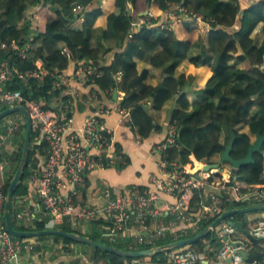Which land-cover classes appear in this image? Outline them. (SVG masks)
Segmentation results:
<instances>
[{
	"label": "trees",
	"instance_id": "16d2710c",
	"mask_svg": "<svg viewBox=\"0 0 264 264\" xmlns=\"http://www.w3.org/2000/svg\"><path fill=\"white\" fill-rule=\"evenodd\" d=\"M107 1L0 0V44L4 40L7 44L5 47L0 45V64H7L12 69L21 70H32L43 66L47 70L41 77H29L25 80L14 77L8 83V87L20 89L26 97L40 101L46 109L65 107L71 95L64 85L57 87L56 81L59 80V76L69 73L70 66H73L72 73H74L78 66L90 64L101 75H91L90 78L80 81V84L89 86L94 83L103 91H111L119 86L124 92L120 104L131 110L130 116H123L121 121L130 125L139 139L145 138L151 131L161 127L154 123L151 110L161 109L180 89L177 105L171 109L169 117L170 120L177 122L178 142L181 147H169L167 149L169 156L178 159L183 165L193 164L190 159L191 154L197 160L214 162L213 155L223 152L235 135L231 156L235 159L245 157L252 140L248 132L241 130L243 126L247 125L253 134L257 132L264 134V36L261 44L257 45L253 35V31L260 23L264 32V0H142L145 5L158 4L163 15L173 9L182 19L176 21L173 29H168L156 24L158 17L150 16L138 30L133 31L130 37L128 34L134 30L135 20L142 17L146 19L148 14L130 13L128 1L136 4L137 0H113L118 10L108 15L103 36L105 38L115 36L121 39L123 47L114 52L111 64L100 65L101 50L92 45L91 32L95 21L103 13V7L108 4ZM77 5H81L82 9H75ZM182 6L187 8L186 13L180 10ZM192 14L202 15L204 22L195 23ZM161 18L164 20L166 16ZM178 23L183 24L185 35H177L174 28ZM195 27L199 28L196 40L190 33ZM13 42L17 43V48L12 45ZM30 42L33 46H28L26 55L22 56L19 53L20 48L29 45ZM197 45H202L205 50L202 53L190 54L191 49ZM65 50L70 53L69 56L64 52ZM108 51L109 48L103 49V53ZM238 51L241 53H237ZM147 58H150L151 64L162 67L164 71V76L155 85L147 81L149 70L144 67L139 71L137 67V60ZM185 59L195 65H212V75L207 83L194 90L196 93L201 92L210 97L204 104L193 105L190 102L185 87L187 75L184 72L179 74L176 72V68ZM244 60L248 67H238V61ZM120 71L122 77L117 83L116 75ZM225 89L228 91L226 92ZM216 99L217 102H215ZM146 100L149 101V105ZM254 104L259 106L261 116L258 118L249 116ZM3 108L5 106L1 109ZM209 110L212 113L208 119H205ZM213 112L217 113L213 114ZM21 115L23 123L17 132L21 134L22 143L14 155L17 165L21 160L26 127L25 118L22 113ZM2 120L3 118L0 119ZM224 130L226 138L221 140ZM36 135L37 132L32 130L26 166L13 194L11 216L12 224L17 229L47 228L46 218L35 217L34 224L26 226L14 216L18 208L15 204L16 199L30 191L32 174L35 170L40 173L45 164L46 140L36 138ZM118 147L119 145L116 144V150L121 151ZM263 153L264 142L261 149L254 151L252 162L232 169L230 184L237 185L243 193H248L254 187H263ZM104 154L105 152H101L97 157L101 158ZM121 155L123 156V153ZM42 158L43 164H41ZM223 164L225 163L221 164V168ZM227 164L229 166V162ZM115 165L121 168L124 163ZM105 166L114 165L105 161ZM15 170L16 168L7 176L3 185L5 195ZM215 170L210 173V180L221 179L222 174L218 172V169ZM210 192L209 187L193 188L190 208L193 210V221L200 223L197 230L191 226L193 221L186 222L183 223V226L187 227L184 233L176 236L162 234L156 236L151 244L144 240H135L130 235L124 236L121 241L114 240L122 235L120 234L122 231L111 234L107 227L108 221L97 218L86 220L92 225L93 232L87 233L70 224H64L60 229L86 235L124 250L144 249L177 238L192 236L207 226L217 217V215L208 219L200 217V208L208 201ZM218 195L224 196V193L220 192ZM255 202L257 203L252 199L240 200L231 205L228 203L226 207L245 206ZM260 203H264V200ZM243 215V212H238L230 216L240 218ZM164 217L169 220L170 216L166 214ZM104 222L108 223L106 227ZM49 235L92 246L95 250L93 264H98L100 261L104 264H130L134 258L60 234L43 233L36 237ZM30 237L33 236L20 238L29 239ZM129 242L130 247H128ZM221 244L222 240L217 237L215 231H210L194 241L191 246L218 260ZM167 251L139 257L163 259ZM262 253L263 251L257 255L249 251L247 259L259 258Z\"/></svg>",
	"mask_w": 264,
	"mask_h": 264
},
{
	"label": "built area",
	"instance_id": "2783aa9c",
	"mask_svg": "<svg viewBox=\"0 0 264 264\" xmlns=\"http://www.w3.org/2000/svg\"><path fill=\"white\" fill-rule=\"evenodd\" d=\"M77 10L82 6L77 5ZM181 11L187 12V8L182 6ZM191 14V12H189ZM145 18H137L134 22V30L130 31L128 36H132L133 31L138 30L143 22L150 16L155 17L152 12H147ZM197 22H204V17L200 14H192ZM157 18V17H156ZM178 19L174 13H168L164 20L157 21L163 28L172 29ZM2 47L7 44L1 42ZM18 47L17 43H12ZM29 45L20 48L19 53L26 55V48ZM68 56L69 52L64 51ZM40 68L21 70L12 69L7 64H0V109L16 104H24L28 109L31 120L32 130L37 132L36 138L46 140V159L42 171H34L32 181L35 184L37 194L45 208L52 216L47 221V227H54L57 219L67 217L72 225H76L80 220H90L97 217H103L108 221V228L111 234H116L126 228L131 221H138L144 225L146 220L154 218V229L146 239L151 244L153 238L162 235L168 231L170 222H165L159 218L163 209L162 205L151 206V200L159 198L163 193L173 195L175 201L167 203L165 208L173 215L175 220L182 223L181 229L185 232L187 227L183 223L193 221V210L190 208V199L195 187H209L211 192L208 201L203 203L200 208V217L208 219L222 212V205L227 199L240 201L244 194L239 187L230 184L232 168L228 170L227 176H222L220 180H210V170L200 169L197 173L192 172L189 164H181L178 159L171 158L167 149L171 146L181 147L178 142V126L176 120H170L166 126V134L163 139L158 141L153 152L157 155L156 164L158 173L150 174L152 187L139 189L136 187L127 188L123 194L112 197L108 189L104 195L106 201L100 207L90 206L80 198V187L84 184L86 172L96 166H104L105 161L113 164L116 160L112 151H107L111 147V136L109 132L103 131L104 120L107 115L113 111L130 116L131 110L128 107H122L120 102L113 105L107 103H98L92 111L85 116L82 128L74 126V117L72 112V102L68 101L65 107L58 109H46L41 102L26 97L20 89L8 87V83L18 77L25 80L29 77H41L47 70L43 66ZM99 76L90 64H84L77 67L74 77L82 80L90 78L91 75ZM119 78V77H118ZM69 86L65 75L59 76L56 86ZM23 117L20 112H14V115L4 124V132L0 138V146L4 144L10 135L13 134L22 124ZM1 151V149H0ZM105 152L104 156L98 158V154ZM1 153V152H0ZM1 155V154H0ZM201 162V161H198ZM4 161L0 160V264H6L13 260L19 251L31 246L28 239L12 235L6 228L3 218L4 199L3 176ZM264 177V169L262 172ZM234 187L233 196L225 197L226 190ZM224 193L219 196L218 193ZM255 200L261 202L264 200V186L254 187L248 192ZM23 200L28 199V195L23 196ZM23 201V202H24ZM26 203V202H25ZM16 220L29 219L30 209L27 204H23L15 212ZM195 230L200 223L194 222L191 225ZM215 234L222 240L218 251L217 264H264V251L262 256L251 260H246L241 252V246L234 245L237 228L235 225L222 222L214 228ZM250 234L253 237H264V216L255 220L250 228ZM207 253L197 251L187 244L180 247L169 249L161 262L148 261L149 258L134 257L130 264H201L202 259H207ZM58 264H65L63 262Z\"/></svg>",
	"mask_w": 264,
	"mask_h": 264
},
{
	"label": "crops",
	"instance_id": "0c3cea01",
	"mask_svg": "<svg viewBox=\"0 0 264 264\" xmlns=\"http://www.w3.org/2000/svg\"><path fill=\"white\" fill-rule=\"evenodd\" d=\"M107 3L108 4L103 7V13L95 21L91 32L92 45L94 47H98L101 50V56L99 59L100 65L111 64L114 59V52L120 50L123 47L121 39L115 36H109L106 38L103 36V30L107 27L108 23V15L111 12H116L118 10L115 3H113V0H108ZM128 8L131 14L137 13L143 15L146 14L148 11L152 12V14L155 17H158L159 20L163 19L161 18V16H168V14L163 15V11L160 9L158 4L150 3L145 5L142 0H137L136 4L132 1H128ZM169 13H174L177 19H182V17L178 16L179 13L173 9L169 11ZM195 23L200 24L202 22L195 21ZM261 28L262 23H260L258 27L253 31V35L257 36V40H255V43L257 45L261 44L264 36V32H261ZM174 29L176 30L177 35L186 34L185 28L182 23H178ZM190 33L193 35V39L196 40L199 35V28H192ZM3 42L6 43L5 40ZM107 48H109V51L107 53H103V49ZM204 50L205 49L202 47V45H197L191 49L190 54L202 53ZM237 53H241V51H238ZM137 62V67L139 71L142 70L144 67L149 70V77L147 79L148 83L155 85L164 76V71L162 67L151 64L150 58L144 60H137ZM237 66L241 68L248 67L246 60L238 61ZM211 67L212 65L209 64L195 65L191 63L188 59H185L176 68L177 74L184 72L187 75V81L185 82V85H187L185 87L188 91V98L193 105L204 104L208 99H210L209 96L201 92L196 93L194 92V90L203 87L205 83H207L208 79L212 75ZM72 70L73 66H70V68L68 69L69 73H67L65 76L69 82L67 91L71 95V98H69L68 101H73L72 112L74 117V126L79 129L82 128L84 125L86 114L90 113L95 105L102 102L107 103L109 105H113L116 102H120L121 98L124 95V92L119 86L117 88L112 89L111 91H103L98 87V85L94 83L89 86L82 85L80 84V81H82V79L74 77V73H72ZM121 77L122 72L120 71L116 75L117 83L121 80ZM180 91L181 90L179 89V92ZM225 91L227 92L228 89H225ZM179 92H176L172 96V98L167 100V102L163 105L161 109L151 110L153 114L154 123L157 125H161V127L158 130L151 131L150 134L143 139L137 138L138 136L135 131L131 128V126L121 121V118L124 116V114L113 111L112 113L106 116L103 124V131L106 132L107 130L111 136V147L107 151H112L116 160L113 163L114 166H96L86 172L84 184L80 187V198L83 203L90 206L100 207L106 201V196L104 195L106 189L110 191L112 197H116L117 195L123 194L124 191L129 187L144 189L153 186L150 181V174L158 173V167L156 164L157 155L152 150L154 145L158 141L163 139L166 134V126L170 121L169 112L173 107L177 105V97ZM226 94L229 95V93ZM146 102L149 105V101L146 100ZM215 102H217V99L215 100ZM211 113L212 112L209 110L207 112V115H205L206 117L204 118L208 119V116ZM216 113L217 112H213V114ZM249 116L255 118L261 116L259 106L257 104H254L251 107ZM6 122L7 121H4L0 124V138L2 137V134L4 132V124ZM20 128L21 125L17 130H19ZM17 130L10 135V139H8L4 144L0 146V160L2 159L4 161V171L1 175L3 176L4 184L7 176L10 175V173L15 168H17V162L14 158V155L16 154L15 151L20 147L22 143L21 134L17 132ZM241 130L248 132L251 136V140L254 141V139L256 138V134L251 133L247 125L243 126ZM225 138L226 132L224 130L221 134V140H225ZM116 144L119 145L118 148H120L121 151L116 150ZM122 153L123 156L121 155ZM212 158L214 159V162H217L219 161L220 154H214ZM190 159L193 162V164H189L190 167L192 165L198 164L199 160H197L193 154L190 155ZM43 162L44 159L42 158L41 164H43ZM227 162L228 161L221 162V164L225 163L222 165V168L220 164V168H213L210 171L212 172L213 170L216 171L215 169H218V172L220 171L222 176L226 177L228 170H230V168H234L230 163L229 166H227ZM116 163H124V166L118 168L115 165ZM233 190L234 187H229L226 190L227 192L225 193V197L228 198V196H233ZM25 195H28L27 200H23V195L16 199L15 204L18 206L17 210L23 204H27L30 209V218L25 220H19V222L23 225L29 226L34 224L35 217L39 219L46 218L45 223L47 226V221L51 218L52 215L45 210L37 194L36 187L33 181H31L30 191ZM251 199L253 201L255 200L253 196L247 193L244 194V197L241 199V201H250ZM174 201L175 197L166 193H163L159 198L151 200V206H163V209L159 214V218L165 222L171 221V227L167 232H164V234H169L171 236H176L180 233H184V231L181 229L182 223H180L178 220H175L171 212H169L168 209L165 208V205L167 203L171 204ZM234 202L237 201L233 200L232 198L227 199V201L222 205V212L227 209H230L226 207L228 203L231 205V203ZM258 203L260 202L257 201V203H250L248 205ZM234 207L240 206H232L231 208ZM243 213L244 215L240 218H231V216L229 215L219 223H229L228 220H240L243 222V227L247 229V231H241L237 229V233L235 235L236 240L234 241V245L241 246V251H245V254H242L244 255L245 259L248 260L247 254L249 251H253L257 255H260V252L264 251V237H253L250 234V228L255 222V220L259 217L264 216V209H254ZM166 214H169V220L164 217V215ZM219 214H217V216ZM97 219H103L106 221V219L103 217H97ZM149 220H146L144 222V225H141L138 221H131L127 224L126 228L122 230V232H120V234H122L121 236L119 235L116 238H112H115L114 240L121 241L123 240L122 238L124 236L130 235L135 240L139 239L144 240L146 242L147 237L154 229V218ZM106 222H104V227H106L108 224ZM64 224L72 225V223L69 222L68 218L64 217L63 219H57L54 223V227L60 228ZM75 226L77 228H80L82 231H87V233L93 232L92 225L89 223V221L80 220ZM36 236L38 235H35L28 239L31 243L30 247L21 249L16 255V257L13 260L7 262L6 264H58L61 262L65 264H93L95 250L92 246L86 245L85 243L81 242L66 241L63 238L56 237L53 235L45 237ZM155 237L153 238V241ZM130 246L131 243L129 242L128 247ZM161 260L162 259L160 258H158L157 260L149 258L148 261L161 262ZM217 262V260L208 256L207 259H202L201 264H217ZM98 264L104 263L100 261V263Z\"/></svg>",
	"mask_w": 264,
	"mask_h": 264
},
{
	"label": "water",
	"instance_id": "95a60500",
	"mask_svg": "<svg viewBox=\"0 0 264 264\" xmlns=\"http://www.w3.org/2000/svg\"><path fill=\"white\" fill-rule=\"evenodd\" d=\"M14 111H20L23 114L25 118V124H26L21 160L12 176V179L10 180L8 191L5 197V201H4L3 215H4L5 225H6L7 230L14 236L26 237V236L40 235L43 233H55V234H60V235L70 237L77 241H83V242L101 247L108 251L117 252L122 256L139 257V256L152 255L155 253L167 251L169 249L184 246L187 244H192L194 241H196L200 237H203L208 232L214 231L215 226L229 215H233L238 212H247V211H251L254 209H264V203L230 208L220 213L207 226H205L202 230H200L199 232H197L196 234L192 236L177 238L170 242L159 244V245H153L151 247L144 248V249L124 250L116 246L94 240L86 235H82V234L71 232V231H65L63 229L56 228V227H47L45 229H38V230L17 229L12 224L11 204H12V199H13L15 188L17 184L19 183L23 175L24 168L26 166L28 151H29L30 142H31L32 120H31L29 111L25 107L24 104H16V105L8 106V107L1 109L0 119ZM234 138H235V135H233L230 143L226 146L225 150L220 153L219 161L217 162H198V164L194 168H191L192 172L197 173L200 169L211 170L213 168H217L220 166L221 162L223 161H228L233 167L238 168L242 164H247V163L252 162L254 151L261 149L263 142H264V134L257 132L256 138L254 139V141L250 143L248 147L246 156L239 158V159H235L231 156V148L233 145ZM228 222L230 224L235 225L238 230L247 231V229L243 227V222L240 220H228ZM241 252L245 254L244 250H242Z\"/></svg>",
	"mask_w": 264,
	"mask_h": 264
},
{
	"label": "rangeland",
	"instance_id": "374dc122",
	"mask_svg": "<svg viewBox=\"0 0 264 264\" xmlns=\"http://www.w3.org/2000/svg\"><path fill=\"white\" fill-rule=\"evenodd\" d=\"M141 5H142V3H141ZM26 17H27V15H26ZM261 32H263V29L261 30ZM194 34V33H193ZM34 34H32V36H33ZM255 39L257 40V36H255ZM29 46L31 47V46H33V44L30 42L29 43ZM14 115V113H10V114H8V115H6L5 117H3V120L2 121H0V124L1 123H3L4 121H8V120H10V118L12 117ZM200 161V160H199ZM202 162V161H201ZM196 165H192L190 168H194Z\"/></svg>",
	"mask_w": 264,
	"mask_h": 264
}]
</instances>
